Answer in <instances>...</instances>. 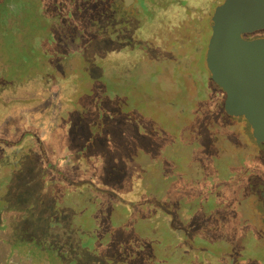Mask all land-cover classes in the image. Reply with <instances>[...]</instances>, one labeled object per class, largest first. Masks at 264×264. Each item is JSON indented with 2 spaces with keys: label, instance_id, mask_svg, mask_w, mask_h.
<instances>
[{
  "label": "flooded vegetation",
  "instance_id": "flooded-vegetation-1",
  "mask_svg": "<svg viewBox=\"0 0 264 264\" xmlns=\"http://www.w3.org/2000/svg\"><path fill=\"white\" fill-rule=\"evenodd\" d=\"M223 1L0 0V52H6L3 58L6 56L7 59V65L0 64V69H9L6 75L0 74V78L7 77L6 82L0 79V114L3 116L18 103L27 105L32 101H25L24 95L32 90L29 79L34 77L42 97L54 100L55 106H58L54 118L61 125L67 126L72 121V115L77 114L76 108L80 107L90 115L89 111H93L100 99L107 108L100 119L101 125L95 129L101 133L96 134L95 139H99L98 145L103 148L101 153L104 152V157L94 164L87 158L86 150L76 149L69 158L70 167L77 171L74 175H79L81 171L87 176H77L76 180L62 175L60 179L72 182L71 189L75 188L70 195L72 199L68 198L73 210L77 204L74 199L86 203L95 195L105 199L101 204L103 216L100 225L96 222L82 232L78 230L81 226L78 223L72 226L80 232L77 239H81L76 241L75 249L73 247L76 253L74 260L88 250L90 257L106 264L108 239L110 243L119 240L115 246L132 264H153L156 256L149 246L145 228L150 227L155 230V238H167L162 252L167 261L165 264H176L175 260L186 255L182 246L195 214L184 208L179 217L181 222L171 223L169 209L164 204H158L161 199L154 198L148 204L137 205L138 211L149 219L151 226L128 221L134 204L126 205L116 199V196H121L119 186L125 179L126 170H137L147 158L152 161V171L161 168L166 172L171 169L172 162V166L177 164L179 167L180 162L185 164L192 155L204 160L229 159V164L244 158L239 129L218 123V116L222 113L227 119L236 120L238 125L243 123V117L226 112L225 93L212 80L206 63L211 37L210 19ZM211 5L215 8L208 19ZM262 31L245 34L244 38H264L260 33ZM18 51H25L27 55L17 58L15 52ZM115 53L119 54L116 58ZM202 62L210 81L221 90L218 107L216 97L213 98L207 88L197 87L201 77L196 70ZM20 69L23 75L16 82ZM22 81L23 86L17 85ZM20 88L21 94L18 93ZM94 95L98 96L97 100ZM42 97L38 99L42 100ZM163 127V132L170 138L181 133L176 144L164 143V136L159 135ZM191 139L193 143L189 141ZM180 143L188 145V150L177 152L179 160L176 159L175 163L174 150L184 148ZM106 151L110 152L107 156ZM124 163L128 168L122 173ZM133 164L137 166L133 168ZM93 178L94 183H91ZM160 206H163L162 209ZM124 208L126 212H123ZM112 221L115 223L113 226ZM126 223L133 224L123 230ZM183 225L186 229L178 231V235L172 233L174 228L178 230ZM111 230L116 231L111 236L107 235ZM67 232L64 230L65 234ZM99 233L102 235L94 242L95 234ZM223 236L229 241L234 238L227 234ZM49 237L55 239L53 234ZM61 239L59 245L64 243ZM220 239L218 236L216 240L219 249L227 245L223 242L224 238L222 242ZM52 240L43 244L45 255L55 250ZM67 244L65 242L64 246ZM231 246L226 248L233 249ZM95 247L99 250H94ZM66 255L67 250L62 249L58 259ZM226 255L229 253H222V249L214 254L215 264H229L224 260L228 257ZM60 261L56 264H67ZM45 263L52 264L46 259Z\"/></svg>",
  "mask_w": 264,
  "mask_h": 264
},
{
  "label": "rangeland",
  "instance_id": "rangeland-1",
  "mask_svg": "<svg viewBox=\"0 0 264 264\" xmlns=\"http://www.w3.org/2000/svg\"><path fill=\"white\" fill-rule=\"evenodd\" d=\"M213 7L215 8V5H211L208 11V19ZM260 33L264 36V31ZM4 53L6 52H0V64L5 66L7 59L6 56L3 58ZM112 54L114 56V53ZM26 55L25 51L15 52L17 58ZM118 55L115 53V58ZM126 62L129 64L128 60ZM197 68L199 69L196 74L201 77L197 81V87L207 88L213 98L216 97L218 107L221 101L220 88L210 81L203 62L200 66L197 65ZM8 71V68L0 69V74L6 75ZM22 75V69L18 70L16 82ZM0 79L2 82L7 81L6 76ZM35 79L36 77L29 79L33 88L24 95L25 101H32L27 105L18 103L3 116L0 114V264H46L45 259L52 264L58 263L59 259L67 264H101L100 260L89 256L88 250L81 258L74 260V246L79 240L76 236H80V232L72 226L78 223L81 225L78 230L82 232L94 226L96 222L100 225L103 216L101 204L105 199L99 195H90L92 198L87 203L74 199L77 204L73 210L68 198L72 199L70 195L72 196L75 188L71 189L72 182L60 179L62 175L73 179L85 175L81 171L79 175H74L77 171L70 167L69 158L76 149L86 150L87 158L94 161V164H97V159L104 157V152L101 153L103 148L98 145L99 139H95V135L101 133L95 129L101 125L100 119L103 118V113H106V105L102 99L96 102L93 111H89L92 117L86 110L76 108L77 114L73 112L72 121L67 126L61 125L57 118H54L58 106H55L54 100L42 97ZM23 84L22 81L17 85ZM18 93H22L21 88ZM39 97L44 101L38 99ZM94 97L97 100L98 96ZM242 121L239 126L236 120L227 119L223 113L218 116L219 124L240 131L245 152L240 161L229 164V159L204 160L192 155L185 164L180 162L179 167L177 164V167L172 166V162L169 172L161 168L152 171V161L148 158L143 165H138L137 170H126L127 163H124L125 169L122 167V173L126 170L125 179L119 186L121 196H116V199L126 205L134 204L128 221L136 222L135 224L140 226L144 223L151 226L149 219L138 211L137 205L148 204L154 198L161 199L158 204H164V207L169 209L171 223L181 222L179 217L185 211L184 208L190 214H195L192 216L193 223H189L187 229L190 230L182 246L186 255L175 260L176 264H215L217 261L213 256L220 253L221 249L222 253H229L224 259L229 264H264V143L256 142L249 124L243 118ZM165 127L161 129L162 132ZM162 132L159 135L164 136L166 145L176 144L175 141L181 136V133H178L174 138H170L166 132ZM189 141L193 143L192 139ZM179 145L184 148L174 150L175 163L176 159L179 160L177 152L188 150V145ZM107 152L109 151L105 152V156L108 155ZM171 153L173 154V150ZM163 161L161 163L164 164ZM132 166L135 168L137 164ZM91 180L90 182L94 183L95 179ZM90 186L94 188L93 185ZM81 189L84 190L83 187ZM95 193L98 194L96 191ZM76 198L78 199V194ZM162 207L160 206L161 209ZM88 208L90 211H87ZM126 211L124 208L123 212ZM63 216L66 217L62 219ZM109 219L111 220L112 216ZM114 222H111L112 226ZM129 224L133 223H126L123 230H127ZM145 228L149 246L156 256L153 264H165L167 261L162 257V252L166 247L167 238H155L154 228ZM183 228L186 229V226L178 230L176 227L172 233L178 235V231ZM64 230L68 232L65 234ZM114 231L116 230H111L107 235L111 236ZM50 234L55 236L54 240L49 237ZM223 234L234 238L229 241ZM95 235L94 242L102 234ZM218 236L221 242L224 238L223 242L227 244L221 249L216 247ZM61 237L64 243L68 242L66 246L64 243L58 244ZM47 240H52L55 250L45 255L43 244ZM117 242L119 240L110 243L106 239V246L109 248V252H106V264H132L125 254L119 253V248L115 246ZM231 244L233 249H227ZM62 249L67 250V255L58 259ZM231 255L238 261H233Z\"/></svg>",
  "mask_w": 264,
  "mask_h": 264
},
{
  "label": "water",
  "instance_id": "water-1",
  "mask_svg": "<svg viewBox=\"0 0 264 264\" xmlns=\"http://www.w3.org/2000/svg\"><path fill=\"white\" fill-rule=\"evenodd\" d=\"M210 27L206 63L225 93L224 109L243 117L264 143V38H244L264 30V0H224Z\"/></svg>",
  "mask_w": 264,
  "mask_h": 264
},
{
  "label": "trees",
  "instance_id": "trees-1",
  "mask_svg": "<svg viewBox=\"0 0 264 264\" xmlns=\"http://www.w3.org/2000/svg\"><path fill=\"white\" fill-rule=\"evenodd\" d=\"M217 198V197H216Z\"/></svg>",
  "mask_w": 264,
  "mask_h": 264
}]
</instances>
